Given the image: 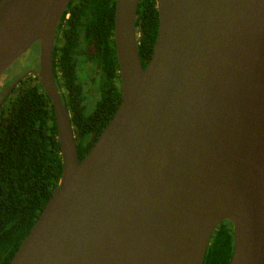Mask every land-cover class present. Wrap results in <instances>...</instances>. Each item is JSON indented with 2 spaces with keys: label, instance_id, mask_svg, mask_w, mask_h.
Wrapping results in <instances>:
<instances>
[{
  "label": "water",
  "instance_id": "obj_1",
  "mask_svg": "<svg viewBox=\"0 0 264 264\" xmlns=\"http://www.w3.org/2000/svg\"><path fill=\"white\" fill-rule=\"evenodd\" d=\"M70 0H0V77L33 44L62 169L8 264H203L232 226L228 264H264V0H155L138 52L139 0H115L120 103L79 160L53 71Z\"/></svg>",
  "mask_w": 264,
  "mask_h": 264
},
{
  "label": "trees",
  "instance_id": "obj_2",
  "mask_svg": "<svg viewBox=\"0 0 264 264\" xmlns=\"http://www.w3.org/2000/svg\"><path fill=\"white\" fill-rule=\"evenodd\" d=\"M115 0H70L57 27L53 71L69 111L79 160L91 148L120 103L113 39ZM68 16L66 17V14ZM138 52L144 67L156 38L155 0H139ZM86 62L95 69L93 102L78 78ZM62 88V89H61ZM11 90L0 109V264H8L35 223L60 177L62 161L51 101L38 78ZM233 232L221 222L203 264H228Z\"/></svg>",
  "mask_w": 264,
  "mask_h": 264
},
{
  "label": "flooded vegetation",
  "instance_id": "obj_3",
  "mask_svg": "<svg viewBox=\"0 0 264 264\" xmlns=\"http://www.w3.org/2000/svg\"><path fill=\"white\" fill-rule=\"evenodd\" d=\"M68 16V13L66 14V17ZM56 35V33H55ZM54 43H55V39H54ZM31 47L35 48L36 51H37V54H36V58H37V63H38V54H39V49H38V44L35 43L33 44ZM53 49H54V46H53ZM85 67V72L87 73V76L89 78L87 79H84V80H81L80 79V75H79V69L82 67ZM37 67L38 65H36V67H30V68H27L25 70L24 73L26 72H29V71H36L37 70ZM8 70V69H7ZM6 72V71H5ZM23 72H21L20 74H14L12 73V75H10V73H8L7 75H4L0 77V99L4 93V91L6 90V88L13 82L15 81L17 78H19L22 74H24ZM14 74V75H13ZM93 75H95V69L94 68H89V65L86 63V62H82V64L79 65V68H78V78L80 80V82L84 85V88L87 89L85 91H87V99H86V103L89 104L91 102H93L95 96L93 95ZM36 76L33 74V73H29L26 77H24L22 80H20L12 89H14L13 91L14 92H17V88L22 84V81L25 79L28 83L29 82H32L34 80ZM55 77V76H54ZM37 78V77H36ZM39 82V81H38ZM55 82H56V85H57V88H58V91H59V85H58V82L56 81L55 79ZM30 84V83H29ZM95 86V85H94ZM11 89V90H12ZM62 89V88H61ZM11 90L7 93V95L5 96V98L3 99L2 103L0 104V109L2 108H6L5 106V99L6 97L10 94ZM63 91V89L61 90V92ZM88 91H91L90 95H88ZM61 92L59 91V94L62 98V95H61ZM12 93V92H11ZM63 99V98H62ZM64 101V100H63ZM68 110V109H67ZM69 112V111H68Z\"/></svg>",
  "mask_w": 264,
  "mask_h": 264
},
{
  "label": "rangeland",
  "instance_id": "obj_4",
  "mask_svg": "<svg viewBox=\"0 0 264 264\" xmlns=\"http://www.w3.org/2000/svg\"><path fill=\"white\" fill-rule=\"evenodd\" d=\"M36 54H37L36 49L33 47H30L22 56H20L16 61L13 62V64L8 68V70H6L4 75H7L8 73H10V75H12V73L20 74L21 72L24 73L27 68H30V67L35 68L37 65ZM85 70L86 69H85V67H83V65L79 69V75H80L81 80L89 78L87 76V73L85 72ZM94 76L95 75H93V77ZM29 83H31V82H29ZM29 83L27 82V84H29ZM93 90H94V86H93ZM90 93H91V91H88V95H90ZM12 94L13 93H11L10 95H12ZM6 105L7 104L5 103V106Z\"/></svg>",
  "mask_w": 264,
  "mask_h": 264
}]
</instances>
